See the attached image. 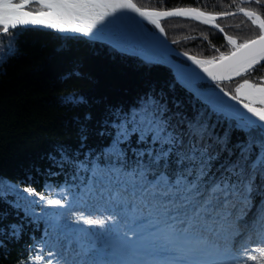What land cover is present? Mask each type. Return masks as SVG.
I'll return each mask as SVG.
<instances>
[{
    "label": "trees",
    "instance_id": "trees-1",
    "mask_svg": "<svg viewBox=\"0 0 264 264\" xmlns=\"http://www.w3.org/2000/svg\"><path fill=\"white\" fill-rule=\"evenodd\" d=\"M133 1L147 9L199 6L210 12L233 4V0ZM228 10L235 11V7ZM217 23L238 42L256 34L243 14ZM162 24L177 49L197 57L218 55L213 45L220 51L230 48L226 37L209 25L179 17ZM11 32L15 35L13 50L0 60V186L6 188L0 192V264H30L36 254L43 253L47 259L50 251H63L64 257L76 264H126L116 257L117 252L139 256L149 242L146 233L135 243L121 235V222L138 219L137 208L126 197L111 194L119 191L114 173L122 167L131 168L137 159L135 152L146 147L138 144L135 136L117 146L118 120L146 98L165 104L169 116L210 124L216 136L227 137L233 160L240 146L255 135L197 99L176 82L168 66L145 62L82 36L38 27ZM201 33L207 34V41ZM7 34H0V44ZM185 36L196 39L185 40ZM253 75L264 77V63ZM242 79L198 85L231 92ZM28 187L49 198L63 197V207L30 204L38 197L23 191ZM261 208L264 204L257 197L239 221L242 236L236 237L237 246L244 241L255 246L260 239L253 229L259 228ZM78 213L92 218L114 215L117 219L104 226L86 225L75 219ZM227 238L226 232L208 236L209 243L220 246Z\"/></svg>",
    "mask_w": 264,
    "mask_h": 264
},
{
    "label": "snow or ice",
    "instance_id": "snow-or-ice-1",
    "mask_svg": "<svg viewBox=\"0 0 264 264\" xmlns=\"http://www.w3.org/2000/svg\"><path fill=\"white\" fill-rule=\"evenodd\" d=\"M233 6L235 11L228 10ZM127 12L138 14L161 33L165 32L161 19L173 17L209 25L223 33L230 45L228 50L220 51L213 45L218 55L210 58H198L187 52L184 55L218 85L243 77L231 92L223 88L222 91L246 112L229 104L226 107L231 111L221 114L255 135L240 146L239 155L233 160L227 137L216 136L211 125L202 119L169 116L167 106L157 99L148 97L124 114L118 120L117 146L135 136L137 143L146 147L135 152L137 159L131 168L122 167L114 173L119 191L111 195L126 197L138 211V219L121 222V235L135 243L145 236L140 231L141 225H147L152 254L164 258L141 264H248L249 261L264 264V208L258 212L259 228L253 229L260 235L255 246L248 241L236 245V237L242 236L239 221L248 214L257 197L264 204V77L253 75L256 66L264 63V0H233L232 5L220 12L199 6L147 9L133 0H0V26L4 34L18 27L21 31L44 27L97 36L103 31L98 26ZM238 14H243L256 32L242 42L217 23ZM200 35L208 40L206 33ZM11 50L10 43L8 51ZM120 154L125 155L122 150ZM23 191L38 197L29 201L30 204L42 202L63 207V197L49 198L31 187ZM75 219L86 225L104 226L117 218L114 215L92 218L78 213ZM13 231L17 232L15 228ZM219 232L227 233L224 244L209 243V234ZM53 262L76 264L67 260L63 251H50L47 259L38 253L30 264Z\"/></svg>",
    "mask_w": 264,
    "mask_h": 264
},
{
    "label": "water",
    "instance_id": "water-1",
    "mask_svg": "<svg viewBox=\"0 0 264 264\" xmlns=\"http://www.w3.org/2000/svg\"><path fill=\"white\" fill-rule=\"evenodd\" d=\"M161 20H164V18H162ZM112 21L120 29L123 36L128 40L127 44L131 45H125V40L111 37L103 32H100L97 36H85L80 33L72 32L59 33L63 35L83 36L90 40L103 42L110 45L120 53L135 55L145 62L159 63L168 66L172 70L173 75L178 83L184 86L202 102L208 104L209 107L213 108L214 110L224 113L230 112L231 109H228L226 107V105L230 104L234 107H238L240 111L246 112V110H244L242 106L238 105V102L232 101L229 96L224 95V92L221 88L198 86L199 83H215V81H212L209 77H207V74L204 73L203 70L199 68V66H197L192 60H190L188 56L184 55L185 52L175 48L169 41L166 32L162 33L164 36V40H160L152 31L146 28L144 24V21H146L145 19L139 17L138 14L131 12H127L122 17L116 18ZM161 26H163L162 23ZM49 30L56 31L54 29ZM177 57L188 59L191 64L183 63L182 61L178 60ZM237 78L239 77H236L235 79Z\"/></svg>",
    "mask_w": 264,
    "mask_h": 264
},
{
    "label": "rangeland",
    "instance_id": "rangeland-1",
    "mask_svg": "<svg viewBox=\"0 0 264 264\" xmlns=\"http://www.w3.org/2000/svg\"><path fill=\"white\" fill-rule=\"evenodd\" d=\"M14 38H15V35L13 32H11L7 35L4 43L0 44V60H2L3 58H6L10 54V52L13 50L12 45H14ZM10 43H11L12 50L8 51ZM5 53H7V55ZM189 64H191V63H189ZM2 181H3V179L1 178L0 182H2ZM5 191H6V188L0 186V192L4 193ZM140 231L146 233V235H147V225L146 226L141 225ZM148 239H149L148 240L149 242L147 243L146 248L143 249V251L139 252V256L135 257V256L130 255V254H128V255L125 253L121 254V257L126 264H141L142 261H152L154 259H163L164 258L163 256H154L152 254L150 238L148 237Z\"/></svg>",
    "mask_w": 264,
    "mask_h": 264
},
{
    "label": "bare ground",
    "instance_id": "bare-ground-1",
    "mask_svg": "<svg viewBox=\"0 0 264 264\" xmlns=\"http://www.w3.org/2000/svg\"><path fill=\"white\" fill-rule=\"evenodd\" d=\"M135 2V1H134ZM136 3V2H135ZM137 4V3H136ZM138 5V4H137ZM139 6V5H138ZM140 7V6H139ZM110 20H111V18H110ZM164 20H167V19H164ZM162 21L163 20H161V23H162ZM147 23H150L149 21H144V24H145V26H146V28L147 29H149L150 31H152L160 40H164V36H163V34L158 30V28H157V30L156 31H153V30H151L150 28H148L147 27ZM151 24V23H150ZM153 25V24H152ZM155 26V25H154ZM100 27H102L103 28V33H105V34H107V35H109V36H111V37H116V38H119V39H123V40H125V45H131V44H127L128 43V40L123 36V34H122V32L120 31V29L115 25V23L111 20V22H109V21H106L105 22V24L104 25H102V26H98V28H100ZM0 34H4L3 33V30H2V26H0ZM39 28V27H38ZM17 29H19V27L17 28ZM17 29H15V30H17ZM44 29V28H43ZM12 30L10 29V31H9V33L11 32ZM57 32V31H56ZM8 33V34H9ZM57 33H59V32H57ZM7 34V35H8ZM60 34V33H59ZM63 35V34H62ZM70 36H75V35H70ZM83 37V36H82ZM170 41V40H169ZM171 42V41H170ZM172 44H173V42H171ZM173 46H174V44H173ZM175 47V46H174ZM176 48V47H175ZM184 52V51H183ZM189 54V53H188ZM192 55V54H191ZM179 58H181V57H177V59L178 60H180ZM182 59H185V58H182ZM180 61H182V60H180ZM183 62V61H182ZM184 63V62H183ZM191 63V62H190ZM187 64V63H186ZM175 78V77H174ZM176 80V79H175ZM235 80V79H234ZM177 82V81H176ZM178 83V82H177ZM180 84V83H179ZM200 84V83H199ZM181 85V84H180ZM182 86V85H181ZM199 86V85H198ZM184 87V86H183ZM201 87V86H200ZM209 87H213V86H209ZM185 88V87H184ZM216 88H219V87H216ZM186 89V88H185ZM190 92V91H189ZM191 93V92H190ZM197 98V97H196ZM198 99V98H197ZM200 100V99H199ZM201 101V100H200ZM208 105V104H207ZM209 106V105H208ZM211 108V107H210ZM213 109V108H212ZM216 111V110H215ZM218 112V111H217ZM222 113V112H221ZM225 116V115H224ZM226 117V116H225Z\"/></svg>",
    "mask_w": 264,
    "mask_h": 264
}]
</instances>
